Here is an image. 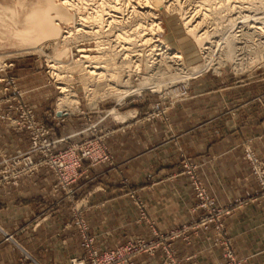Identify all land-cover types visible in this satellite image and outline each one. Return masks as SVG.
Returning <instances> with one entry per match:
<instances>
[{
	"label": "crops",
	"instance_id": "1",
	"mask_svg": "<svg viewBox=\"0 0 264 264\" xmlns=\"http://www.w3.org/2000/svg\"><path fill=\"white\" fill-rule=\"evenodd\" d=\"M164 24L168 29L165 19ZM177 39L172 44L179 47ZM181 47L188 64L200 62ZM7 73L16 78L35 118L51 128L54 150L87 137L88 126L95 123L114 160L94 166L82 161L71 186L72 200L63 189L53 188L55 178L43 167L20 177L16 185L4 186L0 264H14L22 251L31 257L30 264H69L70 258L84 256L79 220L98 251L150 239L152 228L166 233L185 224L188 228L171 241L176 257L189 264H223L222 246L213 244L212 231L189 227L199 212L191 211L195 198L189 178L181 172L184 159L197 165L216 205L230 209L224 223L234 256L242 264H264V195L243 152V142L249 140L264 161V68L243 75L226 68L200 70L189 80L190 95L177 100L166 118L149 121L143 114L157 97L151 90L129 96L111 110L66 113L56 107L55 90L39 57L19 56ZM3 74L0 71V77ZM5 110L0 107V113ZM27 142L25 131L0 119L2 155L25 149ZM9 234L12 240H5ZM160 253L140 254L136 263L160 262Z\"/></svg>",
	"mask_w": 264,
	"mask_h": 264
},
{
	"label": "rangeland",
	"instance_id": "2",
	"mask_svg": "<svg viewBox=\"0 0 264 264\" xmlns=\"http://www.w3.org/2000/svg\"><path fill=\"white\" fill-rule=\"evenodd\" d=\"M191 1L175 0V3L173 2L174 5H170L172 8L170 6L167 8L156 6L152 7L151 11L154 14H152V16L158 20L159 28L153 32V39L150 41V43L147 44H124V46L128 45V48L122 49L121 45L118 46L119 43L117 44L115 42H104L106 39L104 35L109 34V30H105L106 28H98L99 31L95 33H88L89 30L92 29L87 28L85 32L88 30V35L86 34V37L88 39H84L82 41L75 40L71 43L73 45H78L84 48L85 54L88 55L85 60L86 62L82 64L80 62L78 63V61H75L73 65H71L67 69H64V71L62 72V75L65 76L64 79L63 77L60 79H55V77L51 75L50 67L48 66L46 62V57L43 54L38 53L34 50H32L31 52L23 51L29 46L17 48L19 47V45H22L21 43L23 42L18 36H15V29L22 26L25 13L30 9L32 4L36 3V1L26 0L25 3H22V5L18 6L17 4H15L16 0H0V54L6 53V55H2L4 59L1 58L3 60H0V71L4 72L3 75L9 74L7 73L9 63L18 58L19 56L29 55L39 57L43 62L44 70L51 79L52 87L55 90L53 99L54 102H56V107L58 106L57 100L61 94L58 88L60 84H64L75 93L77 102H75L74 104H71L70 102L69 104H67V107H65L67 109H70V113H72L77 111L79 108H91L93 110H96L98 107H103L107 110H111L112 108H116L119 103L125 100V98L133 96L138 92L151 90L157 93L158 95V92L164 86H167L169 83L175 81L179 77L196 74L199 71L191 73L189 72L188 67L190 64H188L187 59H185V57L182 55L183 53L180 51L179 48L181 46H183V48L185 49V53H187L188 57H193V59H195L196 61H200L195 64H203V68L201 70L208 67L215 71L220 68H226L227 70L236 72L239 75H243L253 70L259 71L264 68V44H262V46L261 44H255L251 46L252 48L243 47L244 43L241 44V42L243 41L242 35L240 36V34L242 33L236 32V30H238L239 28H235L237 22H242L240 25L246 26L251 22H255L256 20L254 19H256L257 16H264V12H262L261 9H257L260 8L257 2L255 4L252 1L244 3L243 5L246 6L247 9L246 7L243 8L240 13L236 12L237 10L235 11V9L222 10L224 6L223 2H221V4L219 3L220 6L219 4H212L210 2L211 5L208 7V11L210 13L206 12V14L208 13L207 15H198V17L201 15L200 19L203 17V21L200 26H202V28L204 29H210V27H213L212 30L218 28L219 29L216 31V35L212 34L214 36L212 39L214 42L211 43L213 44V46L202 51L197 46L196 42L188 34V29H186L188 27L186 22H184L187 20V18L185 17H188L191 13L193 14L195 12H192L191 6L193 4V1ZM252 9L256 11H253ZM188 12L189 14L186 15ZM195 16H197V14ZM160 19H162L163 23H161ZM164 19L169 23L168 29L165 27ZM195 20L198 21L199 19ZM84 23L88 26H98L97 23L94 21H87ZM93 30H95V28ZM234 33L236 34L235 37L234 35H232ZM238 36H240L241 38ZM175 37L178 38L177 41H179V47L176 46V44H172L173 39ZM219 39L221 41H219ZM96 41H100L101 44H97ZM157 43L161 46H169L171 48L168 51L169 53H181V55L183 56V63H181L182 65H173L171 62H168V55H163L165 57H161V55L152 56L151 53H153V51L149 49H151V44ZM217 43L219 44L217 45ZM70 46L72 48V45ZM16 51L23 52L21 53ZM124 54H126L128 57L122 59ZM135 59L137 60L135 61V63L139 64L137 67L138 69L134 67L133 61ZM68 60L70 61V59ZM87 64L105 65L108 69H110V71H114L115 77L111 78L107 75L100 76L99 74H97V76L96 73L99 72V70L96 68L95 70L93 68L86 67ZM86 71L89 72L87 73ZM111 84H115L116 87H118L117 93L109 94L105 92L107 91L108 85ZM61 111L66 112L63 109Z\"/></svg>",
	"mask_w": 264,
	"mask_h": 264
},
{
	"label": "built area",
	"instance_id": "3",
	"mask_svg": "<svg viewBox=\"0 0 264 264\" xmlns=\"http://www.w3.org/2000/svg\"><path fill=\"white\" fill-rule=\"evenodd\" d=\"M193 76H181L164 86L150 108L144 112L143 119L166 118L168 111L174 107L177 100L190 95L189 80ZM3 85L0 87V107L5 111L0 113V119H5L10 126L18 131L27 133V147L16 150L9 155L0 152V192L6 185H16L22 176H30L37 169L43 167L55 178L53 188L63 189L66 198H74L72 184L79 175V166L86 161L89 166L99 163L112 164L114 155L106 145L95 123L88 126V136L62 149L54 150L53 142L49 139L51 128L41 120L35 118L33 108L27 101L24 91L16 78L10 74L0 77ZM59 121H56V124ZM1 145V143H0ZM1 151V150H0ZM243 152L249 164L251 175L256 179L259 190L264 195V161L261 160L250 146V141L243 142ZM181 172L189 178L193 189L195 202L191 211L199 215L190 222L193 231H212L214 245L222 246L223 264H242L234 256L233 248L226 236L224 217L230 213L228 207L216 205L202 183L197 173V165L188 159L181 163ZM238 202V199L235 200ZM142 211L143 204L136 201ZM80 246L84 249V256L70 258L69 264H137L136 257L140 254L153 256L160 249L163 260L155 264H189L176 257L171 241L188 228L183 224L180 229H173L166 233L157 232L152 228V238H137L118 244L111 249L98 251L94 246V239L87 232V227L79 220ZM5 240H12V236L5 235ZM188 260V258H187ZM31 257L22 251L14 264H30Z\"/></svg>",
	"mask_w": 264,
	"mask_h": 264
},
{
	"label": "bare ground",
	"instance_id": "4",
	"mask_svg": "<svg viewBox=\"0 0 264 264\" xmlns=\"http://www.w3.org/2000/svg\"><path fill=\"white\" fill-rule=\"evenodd\" d=\"M35 1L36 3L32 4L30 9L25 13L22 26L15 29V36H18L23 42L21 43L22 45H19V47L17 48L29 46L27 49L23 51L31 52L32 50H34L37 51L38 53L43 54L46 57V62L48 66L50 67L51 75L55 77V79H60L62 77L64 79L65 76L62 75L63 74L62 72L64 71V69H67L71 65H73L75 61H78V63L80 62L82 64L86 62L85 60L88 57V55L85 54L84 48L78 45L71 44L73 41L75 40L82 41L84 39H88L86 37L88 33H95L99 31L98 28H102V29L106 28L105 30H109V34L104 35L106 39L105 41L103 39V41L106 43H111V42H115L117 44L119 43L118 46L121 45L122 49H127L128 45H136V44L143 45L150 43V41L153 39L152 38L153 32L159 28L158 20L152 16L153 14V12L151 11L152 7L156 6V7L167 8L170 5L173 6L174 5L173 2L175 3V0H35ZM192 1H193V4L191 6L192 12L194 11L195 12L192 14L189 11L191 14L188 17H185L187 18V20L184 22H186L187 24L188 28L186 29H188L187 30L188 34L196 42L197 46L202 51L213 46V44H211L214 42L212 40L214 37L212 34H215L216 31L219 29L218 28L212 30L213 27H210V29H206V28L204 29L202 28V26H200L203 21V17L200 19V16L208 14V13L206 14V12H209L208 7L211 5L210 2L212 4H219V3L221 4V2H223L224 6L222 10L235 9V11L237 10L236 12L240 13V11L246 7L243 4L248 1H252L254 2V4L257 2V4H259L258 6L260 7L257 9L258 10L261 9V11L264 12L263 0H237V1L236 0H222V1L192 0ZM25 2L26 0H16L15 4L19 6ZM252 10L256 11L254 9ZM189 12L186 15H188ZM196 14L197 16H195ZM199 14L201 15L198 17ZM195 19H199V20L197 21ZM254 20L256 21L253 23L251 22L246 26L240 25L242 22H237L238 25L236 24L235 28H239V29L236 30L234 28L236 32L242 33L240 34V36L242 35L243 41L241 42V44L244 43L243 47L248 48L255 44L258 45L261 44V46L262 44H264V16L263 17L257 16V18ZM87 21H94L97 23L98 26H88L84 23ZM87 28H91L92 30H89V32L87 30L85 32ZM94 28L95 30H93ZM232 35H234L235 37L236 34L234 33ZM219 41L221 40L219 39ZM96 43L99 44L100 41H96ZM124 44H128V45L124 46ZM218 44L219 43H217V45ZM70 45H72L73 49L71 48ZM170 49L171 48L167 45L161 46L157 43V44H151V49L149 50L153 51V53H151L152 56L161 55L162 57L163 55H168L167 57L169 59L168 62H171L173 65H180L181 63H183V56L181 55V53H177V52L169 53L168 51ZM23 51H16V52L22 53ZM2 55H6V53L0 54V60L4 59ZM126 57L128 56L124 54L122 59L123 58L125 59ZM68 59H70V61ZM135 61L137 60L135 59L133 61L134 67L138 69L137 67L139 64L135 63ZM86 67L98 69L99 72H97L96 75L97 74H99L100 76L107 75L110 76L111 78L115 77L114 71H110V69H108L107 66L105 65L87 64ZM202 68H203V64L199 63V64H192L191 66L188 67V70L191 73V72L200 71ZM58 88L61 94L57 100V105H58L57 107L59 110L63 109L67 113H70L71 110L65 107H67V104H69L70 102L71 104L77 102L75 93L64 84L63 85L60 84ZM117 91H118V87H116L115 84L114 85L111 84L108 85L107 91L105 92L109 94H115L117 93ZM117 116H119V114H117Z\"/></svg>",
	"mask_w": 264,
	"mask_h": 264
}]
</instances>
